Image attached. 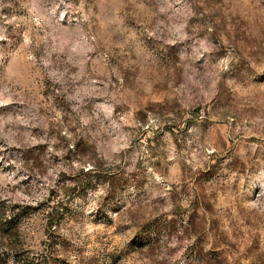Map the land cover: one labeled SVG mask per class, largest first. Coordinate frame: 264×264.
Here are the masks:
<instances>
[{
  "label": "rangeland",
  "instance_id": "obj_1",
  "mask_svg": "<svg viewBox=\"0 0 264 264\" xmlns=\"http://www.w3.org/2000/svg\"><path fill=\"white\" fill-rule=\"evenodd\" d=\"M2 221L1 264H264V0H0Z\"/></svg>",
  "mask_w": 264,
  "mask_h": 264
},
{
  "label": "trees",
  "instance_id": "obj_2",
  "mask_svg": "<svg viewBox=\"0 0 264 264\" xmlns=\"http://www.w3.org/2000/svg\"><path fill=\"white\" fill-rule=\"evenodd\" d=\"M9 222H0V237L1 239L5 240L8 236V238H12L14 237L17 233H14V231L16 230L15 227L17 228V225H9ZM16 232V231H15ZM6 235H8L6 237ZM9 254H15L16 250L15 249H5ZM1 264V263H0ZM16 264H41L39 263V261H29V259H25V260H21L20 261V257H17V261Z\"/></svg>",
  "mask_w": 264,
  "mask_h": 264
}]
</instances>
